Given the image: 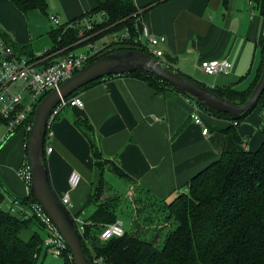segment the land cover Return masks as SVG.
<instances>
[{
    "label": "crops",
    "instance_id": "obj_1",
    "mask_svg": "<svg viewBox=\"0 0 264 264\" xmlns=\"http://www.w3.org/2000/svg\"><path fill=\"white\" fill-rule=\"evenodd\" d=\"M130 2L137 8L140 26L153 36L164 37L158 46L163 52L161 60L177 72L210 88L229 86L236 90L246 89L258 78L264 50V6L255 7L251 0ZM95 6L96 0H47L45 15L37 9L23 13L9 0H0V31L15 45H29L33 56L40 57L35 59L40 66L61 54L44 56L52 44L49 31L55 29L47 19L55 16L63 24ZM81 20L77 22L84 23ZM101 39L102 36L93 39L92 46L99 48ZM86 43L80 39L72 49L87 51ZM208 59H227L232 64L230 73L206 75L200 63ZM77 95L83 105L62 108L50 123L47 145L52 149L45 152V158L52 189L58 197L67 192L71 214L83 219L94 210L92 205L84 206L93 158L87 139L74 125L75 118H87L103 155L157 200L172 199L196 172L223 151L255 149L261 141L259 128L263 119L258 109L236 125L201 109L208 128L202 133V126L190 118L194 104L189 98L174 90L154 91L135 77H104ZM16 133L20 138L15 137ZM23 139V131L17 130L0 145V184L7 193L20 197L28 194L27 185L16 175L25 161ZM72 171L80 176L73 188L69 184ZM106 182L109 184L107 179ZM124 183L127 194L130 188Z\"/></svg>",
    "mask_w": 264,
    "mask_h": 264
},
{
    "label": "trees",
    "instance_id": "obj_2",
    "mask_svg": "<svg viewBox=\"0 0 264 264\" xmlns=\"http://www.w3.org/2000/svg\"><path fill=\"white\" fill-rule=\"evenodd\" d=\"M9 1L23 13L37 9L47 14V0ZM222 1L226 3L227 0ZM251 1L255 7L264 6V0ZM95 12L103 14V23L106 25L117 27L122 25L121 31L129 36L123 40L126 43L131 41L133 45L129 48L122 46L110 50L102 49V53L93 59L123 49H140L148 53L145 47L133 40L137 36L140 22L137 8L130 0H96V6L90 11L63 24H57L55 29L49 31L52 44L44 56L58 55L72 49V45L81 38L79 29L83 23H78L77 20L82 19L86 22L87 15ZM131 17L135 20V26L128 23ZM98 28H93L91 32L99 30ZM95 34L92 35V39L100 36L98 33ZM0 35L15 53L30 60L40 58L33 56L29 45H15L3 32L0 31ZM164 65L175 70L168 63ZM117 75L140 79L157 92L176 91L149 71L136 70ZM111 76L115 75L104 77ZM104 77L88 83L67 97L77 95ZM256 81L257 79L244 90H236L229 86L208 88L231 102L241 103L248 97ZM198 106L209 114L228 119L234 125L254 109H258L263 119L259 128L260 144L255 149L240 147L223 151L218 158L196 172L185 183V189L179 190L170 200H157L138 187L145 193L146 199L142 200L139 197L134 199L137 210L140 203H143V207L155 206L152 218L151 215L148 216L144 227L139 222L142 228H139V220L133 219L130 229H124L121 236H113L106 240L100 238V232L104 226L118 219L121 200L117 196L119 198L101 201L105 193L113 191L110 189L112 186L106 182L105 172H112L122 180L130 177L115 161L103 155L90 121L81 117L74 119V125L89 143L93 158V175L84 206L92 205L94 210L83 219V231L77 230V233L86 256L94 264H264V91L256 105L241 119L231 120L226 113H214L201 105ZM33 116L34 112L31 113V118ZM231 126L226 127L225 131ZM17 130L28 133L23 125H19L14 133ZM8 137L10 135L6 138ZM46 138L47 133L45 140ZM24 147V160L28 163L26 146ZM7 192L0 184V264H37L44 248L43 237L34 230V225L43 228L40 218L36 215L39 206L29 188L28 194L22 197ZM5 194L17 199L22 207L31 212L30 215L25 217L13 212L9 204L3 207ZM60 256L64 259V264H74L66 245Z\"/></svg>",
    "mask_w": 264,
    "mask_h": 264
},
{
    "label": "built area",
    "instance_id": "obj_3",
    "mask_svg": "<svg viewBox=\"0 0 264 264\" xmlns=\"http://www.w3.org/2000/svg\"><path fill=\"white\" fill-rule=\"evenodd\" d=\"M50 21L56 25L59 24L55 16L50 17ZM85 27L90 29L92 26L89 22H86ZM124 38H127L126 33H122L121 39L123 40ZM133 40L139 42L145 47L148 54L163 64L161 60L163 52L158 46L163 43L164 37L153 36L145 26H140L138 34ZM87 46V51L69 49L43 65L37 66L36 60H30L24 55L15 53L13 48L0 35V122L5 127L4 139L12 135L19 125H23L26 130H29L33 120L31 113L34 112L35 106L41 97L51 89L58 87L61 82L71 77L101 52V47L95 48L92 44H87ZM231 68L232 64L227 59H208L202 60L200 63V69L206 75H226L230 73ZM193 104L194 108L190 114V118L202 126V133H206L208 128L203 123L200 114L201 108L197 104ZM82 105L83 101L78 95L62 98L51 110L47 127H49L62 108L70 106L81 107ZM45 142V152H50L52 148L47 145V138ZM16 175L29 188L31 174L26 161L16 170ZM79 180V174L72 171L69 176L70 186L72 188L75 187ZM4 196L13 212L20 213L25 217L30 215L31 212L22 207L17 202V199L9 197V194H5ZM59 199L68 210L71 208L72 203L67 192L60 196ZM36 215L40 218L43 224L42 229L46 233L43 237V246H45L46 251L50 249L53 255H61L66 245L65 241L38 207ZM71 216L76 230L79 232L83 231V218L78 215L71 214ZM123 233L122 221L117 219L103 227L100 232V238L106 240L113 236H121Z\"/></svg>",
    "mask_w": 264,
    "mask_h": 264
},
{
    "label": "water",
    "instance_id": "obj_4",
    "mask_svg": "<svg viewBox=\"0 0 264 264\" xmlns=\"http://www.w3.org/2000/svg\"><path fill=\"white\" fill-rule=\"evenodd\" d=\"M136 70L152 72L192 102L214 113H226L231 120L243 118L256 105L264 91V50L260 74L250 94L243 102L234 103L216 94L205 84L169 69L145 51L123 49L91 60L71 77L61 82L58 87L45 93L35 106L33 120L25 142L31 174L29 189L40 210L65 241L74 264H94V262L86 256L73 218L50 184L45 160L48 117L62 98L88 83L100 77Z\"/></svg>",
    "mask_w": 264,
    "mask_h": 264
},
{
    "label": "rangeland",
    "instance_id": "obj_5",
    "mask_svg": "<svg viewBox=\"0 0 264 264\" xmlns=\"http://www.w3.org/2000/svg\"><path fill=\"white\" fill-rule=\"evenodd\" d=\"M134 16V15H132ZM86 22H89L91 24V28L87 29L85 27L86 22L83 23V26L81 27V29H79L80 31V35L81 36L80 39H82V42L85 43L87 42V44H91L93 42V39L91 38L93 34L98 33L100 34V36L103 37V39L100 40V44H99V48L100 51L102 49H112L114 47H126L129 48L130 46L133 45V42L128 41L126 43L125 40H122V32L121 31V26H111V25H106L104 24V16L103 14L100 15V13H93L86 17ZM47 23L53 26H56V24L52 23L50 21V19H47ZM129 24H133L134 26L136 25L135 20L133 17L130 18ZM112 24V23H111ZM96 27H99V30H96L95 32H91L93 30V28L95 29ZM107 30V32L105 33V30ZM132 29V28H131ZM90 30V31H89ZM89 31V32H88ZM91 33V34H90ZM96 35V34H95ZM135 38V37H134ZM127 39V38H126ZM99 51V52H100ZM208 87V86H207ZM194 103V102H193ZM196 104V103H195ZM209 113V112H207ZM5 133V128H4V124L0 122V145L1 143H3V141L5 140L3 138V135ZM27 134L26 132H23L24 135V145L27 139ZM15 137H19L20 135L16 133ZM9 138V137H8ZM6 141V140H5ZM46 144V143H45ZM17 149H15L14 151H16ZM105 178L107 179V181L109 182L110 186H112L110 189L113 190L109 193H105L103 198L101 199H113L114 197L119 198L121 201L120 206H119V213H118V220L122 221L123 224V228L128 230L130 229V223L131 221L134 219L135 221H138V224L140 226L144 227L146 219L148 218L149 215H151V218L153 216V212L156 209L155 206H148V207H143L142 204H139V209L137 210V204L134 202V199L139 197L140 199L144 200L146 199V195L142 190H139V186L136 185L133 181H131L130 179H124L125 183H127V185L130 188V192L128 191L127 194H125L126 188H124L123 183L124 181L118 179L117 177H115L111 172L106 171L105 172ZM124 183V184H125ZM120 191L123 194H120L119 192H117V190ZM109 189V190H110ZM115 193V194H114ZM129 207H128V205ZM2 206H8V203L5 200H3L2 202ZM91 206V205H90ZM88 207V206H87ZM86 208V207H85ZM131 209V210H130ZM140 210V212H139ZM139 217V218H138ZM138 218V219H137ZM130 221V222H129ZM140 222V223H139ZM139 228H142V227ZM34 230L37 231L42 237L45 236V231L34 225ZM45 246L42 249L40 256L37 260V264H64V259L59 255V256H55L52 254V252L50 251V249H48L47 251L45 250Z\"/></svg>",
    "mask_w": 264,
    "mask_h": 264
}]
</instances>
